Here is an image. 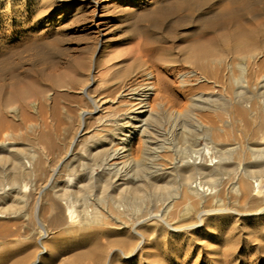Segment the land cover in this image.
I'll return each instance as SVG.
<instances>
[{"label":"rangeland","instance_id":"rangeland-1","mask_svg":"<svg viewBox=\"0 0 264 264\" xmlns=\"http://www.w3.org/2000/svg\"><path fill=\"white\" fill-rule=\"evenodd\" d=\"M255 49L256 61L255 57L247 55ZM263 60L264 0H0V142L12 148L0 150V181H3V185L2 181L0 183V264H105L108 254L118 257L113 264H264V211L259 213L261 208L257 206L261 203L239 204L229 191L236 180L235 171L239 172L238 166L233 173L221 175H225L223 178L219 176L221 181L215 185L205 186L213 189L215 196L221 192L223 198L219 195L214 201L209 199L207 206L195 207L215 210L203 217V226L190 228L193 223L199 224L195 214L192 217L196 209L186 212L185 203H179L176 209L182 217L175 211L177 221L173 217L167 220L169 224L172 221L170 225L176 226L178 231L160 222L156 224L158 227L146 224L143 228L147 229L141 228L146 245L127 261L123 260L121 252L129 253L136 243L131 224L125 228L108 219V226L81 230L79 221L75 220L81 209L78 202L83 200L74 194L70 196L77 215L71 222L62 208L64 203L55 195L66 187L73 186L71 189L75 191L91 180L107 178L100 164L113 153L117 140L122 137L116 129L125 125L128 117L136 112L137 95L151 85L154 90L146 91L150 92L151 114L143 115V119L147 118L151 138L146 139L148 143L144 145V140L133 134L127 140L126 149H119L114 159L119 163L121 174L125 172L127 177L135 173L138 165L135 177L139 183H145L158 165L156 161L160 162L156 160L158 154L164 153H158L153 147L161 146L163 141L157 140L169 138V131L187 126L169 141L168 147L172 145L173 149L168 153L169 160L174 158V161L177 155L191 154L196 142L202 144L209 136L210 127L220 124L227 129L226 122L233 124L223 113L227 109L222 110L228 108L227 96L231 94L228 80L239 73L236 63L250 68L244 74L248 85L243 94L245 101L251 104L258 101L261 105L255 102L252 105L264 113V108L259 107H264ZM227 63L233 65L232 73L225 67ZM85 87L87 95L82 91ZM209 97L214 101L211 108H216L213 114L206 106L202 109L199 102ZM197 107L200 110H196ZM217 111L223 114L220 116ZM213 115L220 120L219 117L215 120ZM199 121H203L204 128H200L203 125ZM240 143L239 153L246 142ZM32 153L34 158L29 164ZM14 156L32 171L30 178L19 179V193L25 196L21 201L8 188ZM54 169L58 173L51 178ZM155 177L158 185L169 180L175 184V192L170 194L172 198L180 192L178 172L174 179L170 173H158ZM228 178L234 181L229 180V183ZM197 183L198 176L193 186ZM148 188L147 194L152 197V188ZM258 191V200H261L264 182ZM153 195L152 199L137 201V207L133 206L128 214H141L150 205L159 208L160 203ZM40 196L39 218L49 234L43 240H40L34 213V204ZM84 196H89L85 198L90 201L89 210L97 206L99 212L105 213V204L96 201V189ZM153 199L156 204L150 202ZM50 203L54 204V209L49 207ZM77 203L79 205H75ZM256 207L259 210L255 211ZM190 218H195L194 222ZM106 228L111 231L107 232ZM43 246L48 247L47 255L42 254ZM102 250L108 251L107 256H103Z\"/></svg>","mask_w":264,"mask_h":264},{"label":"bare ground","instance_id":"bare-ground-1","mask_svg":"<svg viewBox=\"0 0 264 264\" xmlns=\"http://www.w3.org/2000/svg\"><path fill=\"white\" fill-rule=\"evenodd\" d=\"M226 8L228 9V7H226ZM223 11H224V9H223ZM237 29H239V28H237ZM240 30H241V28H240ZM243 36H245V35H243ZM246 36H250V35H246ZM248 38H251V37H248ZM248 38H247V40H248ZM244 39L245 38L243 37V40ZM249 42H250V40H249ZM256 52H257V50L255 49L252 52L248 53L247 55L250 56V57H253V58L255 57L254 60L256 61L257 60V57H258V56H256ZM244 57L245 56H243L242 58H244ZM205 61H206V59H205ZM219 62L221 63L222 61L219 59ZM206 63L207 62H205V64ZM231 63H233V62H231ZM208 64H209V62H208ZM223 65H224V63H223ZM231 65L227 63V65L225 66L226 68H228V70L230 72L232 71L231 70L232 69ZM201 66H203V65H201ZM206 66H207V64H206ZM246 66H244V64H242L240 62L235 64V67L238 69L239 73L236 76L233 75V77H231V79L228 80L229 81L230 90L227 87H226V89H228V91H231L230 93L232 94V95L231 94H228L229 96L231 95V97L227 96L228 97V104H227L228 105L227 106L228 108H225L224 109V105H223V108H222V106H219V108L224 109L222 111H225L227 109V111H225L223 113H225V114L228 115V118L232 121L233 124L228 125L229 122L227 123L226 121H224L227 124V126H226L227 129L223 125L220 126V124L217 127H210L209 128V131H210L209 136H208V138H205L202 141V144L199 143L200 141L199 142H196V144L194 143L195 145L193 146V149H192V153L191 154H189V153H188L189 155L185 154L184 157H178L179 155H177V158L174 161H172L174 158H171L172 160H169L170 157H169L168 153L172 149L171 148L172 145L170 147L171 149L168 147V145H169V141L173 138V136L176 135V134H178L181 129H179V128L178 129H175L174 126H172L174 128V130H172V131H169L168 130L170 132V134H169V138L170 139L169 138H165V139L162 140V138H161V140H160V139H158V137L157 138L155 137L156 134L154 133L155 135L153 136V138H156V140L158 139L157 141H163V142H162V145L161 146L155 144L154 146H156V147H153V148H157L158 151H159V152L158 151L157 152L160 153V154L161 153H164V155L163 154L162 155H159L158 154V157H157L156 160H159L160 162L156 161L158 163V165L155 166V170L153 171V174H151L149 176V178H147V180L145 181V183L144 182L143 183L142 182L139 183V181L136 180L135 175H136V173L139 170L138 169V165L136 166L135 173L131 177H127V175H125V172H124V174H121V169L119 167V163L116 162V161H114L115 157L117 156V153H118L119 149H122V150L126 149L125 147L127 145V140L129 141L131 139V137H132L133 134H134V136L137 134L141 139H143L144 140V145H147V143H148V141L146 142V139L148 140V139L151 138L150 137V132L148 130V125H147V122H146L147 118H146V120L143 119V115L146 114V113H148V116H149L151 114L150 113L151 112L150 111V105H149L150 92H146V91H148L149 89L150 90H154V86L151 85L148 90H145L141 94H138L137 97H136V100L138 102L135 104L136 106H138L136 108V112H134L133 115H131V116L128 117V119L125 122V125L123 124L121 126L120 125L118 126V124H117L118 128L116 130L122 136L121 139L119 138V140H117V143H116L117 146H119V148H117V146H116V149H115V147H114L113 149H115V150L112 149L113 150V153H111L110 155H108L109 158L106 157L105 159H103V163L100 164V165H103V167L99 165L100 168L102 167V172L105 173V175L107 176V178L105 177V179H104V178L101 177L102 179L100 178V179H97V180H94V181L91 180V182H87L86 185H84V186H80V185L78 186L77 185L78 187L76 188L75 191H73V189H71V187H73V186H71L70 188L66 187V188L62 189L61 191H58L55 194L56 197L59 200L62 201L61 203H64L63 204L64 206H62V208H65V211H66L65 212L66 213L65 216H66V218H68L72 222V220H74L77 217V215H75V211H74V208H73L74 206H72V201L70 200V196H72V194H74V195H76V197H79L78 199H80V201L83 200V202L80 203V202H78L79 200L77 199L78 200L77 202L79 204H81V209L78 212L79 218L77 220H75V221H79V223L81 225V228H80L81 230L90 229L91 226H108L110 224V223H108V219H109V222H110V220H115V221L119 222V224L117 223L118 226H123L125 228L128 226V224H131L132 225L131 232L133 233V236L136 238V240H135L136 243L133 246V249L132 250L130 249L129 253H126L125 254V253H122L121 252V255L123 256V260L124 261H127V260H130V258H131L132 255H135L136 252H138V251H140V250L143 249V248L141 249V247L146 243L145 241L147 239H146L144 233L142 232V230L146 228V227L143 228L146 224H147V226H153V225H156L158 222H160V223H163L164 226L166 225L168 229H170L172 231H175V232L178 231L177 228H175L176 226L174 228H172V226L170 225L172 223V221L170 222V224H169V221H167V220H171L172 217L174 218L175 222L177 221V217L175 216V214L177 213V212L175 213V211H178L176 209L177 208L176 207L177 204L178 205H179V203L182 204V202L185 203V205H186L185 207H186V209H188V210L185 209L186 212H187V211H190L192 208L194 209L195 207L196 208L197 207H202L203 208V207L207 206L206 204L210 200L214 201V200L218 199V196L219 195L221 197V192L218 191L220 194L218 196H215V191H213V189L212 190L209 189L208 187L205 188V186L206 185H210V186L211 185H215V182L221 181V180H218V177L219 176H221L223 174H225L227 176V174H229L231 172L233 173L236 170L235 169L236 166L239 167V170L237 169L239 172L235 171L236 173H234V174H236V180L234 181L232 179L234 182L233 183L231 182L232 183L231 184V189L229 190V191H231V194H233V197L232 198L235 199V200L234 199L233 200L234 201H237L239 204H240V202L241 203H246L248 201H251V202H253V201L254 202H257L258 201L259 203L263 204L264 203V198L261 199V200H258V198H259L258 197V192H259L258 191V187L261 184V182H264V113L261 110L255 108L254 105L257 104L258 101L257 102L255 100L252 101L253 103L255 102V104L252 105L253 103L252 104H251V102L250 103L249 102L247 103V101H245V99L243 97L244 96L243 94L246 91V85H247V84H245L246 82H245V78H244L245 71L248 70L246 68ZM219 69H220V66H219ZM249 70H250V68H249ZM216 73H217V71H216ZM220 73H222V72H220ZM246 74H247V72H246ZM219 75H221V74H219ZM217 76H218V73H217ZM196 79H198V78H196ZM216 79H217V77H216ZM228 81H226V83H228ZM220 82H221V80H220ZM262 83H263L262 85L264 86V80L262 81ZM222 84H225V83H223V81H222ZM258 84H260V83H258ZM233 87H235L236 89H234ZM224 88H225V86H224ZM231 88H232V90H231ZM255 90H258V89H255ZM82 91H83V93L85 95H87V92H86L87 91V88L86 87L83 88ZM197 98L198 97H196V99ZM249 98L250 97L248 96V101L250 100ZM259 98H261V97H259ZM210 99H205V100H203V99L202 100H199L198 99V100H199L200 104L203 106V107H201L202 109L205 108L204 106H206L207 107L206 110L209 109L210 110L209 112H212L211 114H213V111L216 112L215 111L216 108L215 107L214 108H211V105L213 104L214 101L212 99L211 100ZM246 100H247V98H246ZM204 104H206V105H204ZM258 104H260V103H258ZM260 105H259V107L264 108V107H262ZM216 107H218V106H216ZM198 109L200 110V108L197 107L196 110H198ZM202 109H201V111H204ZM262 110L264 111V109H262ZM219 112L221 113V111H219ZM219 112H218V114H219ZM84 114H86V112ZM222 114H219V115L221 116ZM225 114H224V116H225ZM213 116H215V117H213V118H215V120L219 117V116H217V118H216V115H213ZM193 119H195V118H193ZM211 119H209L210 122H211ZM218 119L220 120V117ZM221 119H222V117H221ZM227 119L225 118V120H227ZM195 122H197V121L195 120ZM199 122H201V121H199ZM184 123L185 122H183V125H184ZM201 123H202L203 126L202 127L200 126V128H204L205 125H204L203 121ZM218 123H220V122L218 121ZM185 124L187 125V123H185ZM198 124H197V126H198ZM179 125H180V123H179ZM188 125L191 126L192 124H188ZM209 126H213V124L212 125L210 124ZM209 126H206V127H209ZM192 127H193V125H192ZM185 129H187V126L185 128H183L181 131L183 132ZM201 130H203V129H201ZM150 131L152 132V130H150ZM192 131H195V130H192ZM196 131H199V130H196ZM158 132H160V131H158ZM163 132H166V131H163ZM176 136H174V137H176ZM194 136H196V135H194ZM162 137H164V136L162 135ZM113 138H114V136H113ZM194 139H196V138H194ZM236 141H239V143L240 142H246V144L244 143L245 144V146H244L245 149L242 147L243 150L240 153H239V151L241 149L239 150V147L241 148V146L238 147V144L239 143L237 144ZM73 144L74 143H72L71 146H73ZM147 148L149 149V147H147ZM3 149L9 150L10 149V146H8L5 142H0V150L3 151ZM157 149H155V150H157ZM10 150H12V148ZM188 150H190V149H188ZM174 153H175V155L177 154V152H175V151H174ZM14 154H12V155H14ZM121 155H122V153H121ZM175 155H172V157L175 156ZM33 156H34V154L31 157H29L27 163L30 164V162L33 161V158H34ZM15 157L16 156H14V158ZM25 157L26 156L24 155V158ZM107 158H108V160H107ZM0 159L2 160L1 157H0ZM26 159H27V157L25 158V160ZM121 159H123V158H121ZM5 160L3 159V161H5ZM139 161H141V160H139ZM136 162L138 163V160ZM99 163H101V162H99ZM5 164H7V162ZM130 164H131V162H130ZM132 165H133V163H132ZM166 165L168 167H165ZM25 166L23 165V161H21V159L15 158L14 159L13 166L11 167V169L9 168L10 170H12V172L9 170V172H11L10 173L11 174V177L9 179L10 180V183L8 181V183H9V187L8 188L12 189V193H15L14 196L16 197V199H18L20 201L25 196L21 194L23 196L22 197L20 195V193H19V190H18V189H20L19 188V179L25 178V177L30 178L32 176V171L30 169V166H28V168L25 167ZM131 166H129V168ZM97 167H98V164H97ZM94 168H96V167H94ZM166 170H169V171L167 172ZM131 171H133V169ZM177 172L179 174V179H180V182H181V190H180V192L178 191V193H176L174 195L175 196L174 198H172L173 196H170V194L172 192L173 193L175 192V191H173V188H174V185L175 184L172 181L169 180L170 182L168 181V183H164L162 185H158V182H157L158 179L156 180V177L155 176L158 173H162V175L163 174L165 175L167 173H170V175H172V178H173L174 177V174H177ZM57 173H58V170L57 169H54L53 172H52L51 178L53 176H55ZM126 173H128V171ZM105 175H103V176H105ZM196 176H198V183L193 186V183H194V180H195ZM228 176H230V175H228ZM88 177H90V175ZM140 177L141 176H139V178ZM96 178H98V177H95V179ZM91 179H92V177H91ZM229 180H231V178H228V181ZM252 180H254V182H252ZM1 181H0V183H1ZM88 181H89V179H88ZM177 183H176V185H177ZM229 183H230V181H229ZM253 183H256V185L254 186ZM227 184L228 183H226V185ZM2 185H3V181H2ZM26 186L27 185H24L23 187L25 189H27ZM148 187H151L152 188V190H151L152 197H154V195H153V193H154L156 195L155 196V201L158 202V203H160L159 204L160 207L157 208V205H155V206H152V205L148 206V204H147L146 206H148V207L145 209V211L143 210L144 211L143 213H141V214L140 213L139 214L138 213H135L134 215H129L128 213H130L131 208H133V206L135 207L137 205V201H142L143 202V201H145L149 197L150 194L149 195L147 194V192L149 191V190H147V189H149ZM226 187H228V186H226ZM226 187L225 188L223 187V189H226L227 190ZM46 188H47V186H46ZM53 188H56V187L53 186ZM210 188H212V187H210ZM93 189H96L98 191V198L95 197L96 199H98L96 201H99V202L105 204V206H106V211L104 210L105 213L99 212L98 209H96V207H97L96 204H95L96 207H93V209H92V207H90L91 205L89 206L91 208V210L88 209L87 206H88V203L90 201L87 202L85 198H87L89 196H86L85 197L84 195L86 194V192H91V190H93ZM211 191H213V192H211ZM229 191L227 192L228 194L230 193ZM54 193H55V189H54ZM96 194H97V192H96ZM222 196H225V194L224 195L222 194ZM81 197L83 199H81ZM152 197L150 196L149 198L152 199ZM220 197H219V200H220ZM95 198H93V199H95ZM222 198L223 197H221V199ZM16 199H15V201H16ZM72 199H74L76 201V199L74 197H72ZM168 199H170V200H168ZM20 201H18V202H20ZM75 201H73V202H75ZM155 201L153 199V201L151 200L150 202H153L154 204H156ZM216 202H215V204H216ZM78 203L75 204V205H79ZM147 203H149V202H147ZM261 204L257 205L261 209L259 210L256 207L255 208V211L257 209L259 210V213H261L260 211H264V205L262 206ZM41 205H42V201H41V196H40V197H38L37 201L34 204V213H35V217H36V220H37V227H38L39 233H40V240H43V239H47L49 237V234H48V232L46 231V229L44 227L45 225L42 223V221L39 218V211L41 209ZM50 205L51 206H49V207H51V208L54 209V206H53L54 204L53 203L52 204L50 203ZM138 205H139V203H138ZM78 207L79 206H77V208ZM56 208L61 209L60 206H58V207L56 206ZM195 209H194V211H195ZM200 209H196V211L194 213L192 212L193 215L190 213V215H192V217H194V214H195V218L199 221V224L198 225H197V223H195V224L193 223L192 225L189 226L190 228L203 226L202 225V223H203L202 222L203 217L208 216L210 213H212L213 211H215V210L204 211L202 209H201L202 210L201 211ZM76 211H78V209ZM183 212H184L183 214H185V211H183ZM180 213L181 212H179V216H180ZM188 214H189V212H188ZM253 215H255V214H253ZM59 217H61V215ZM180 217H182V216H180ZM183 217H185V215ZM190 219H192V218H190ZM194 219H192L193 221L192 220H190V221L194 222ZM59 221L62 222L60 220V218H59L58 222ZM75 223H77V222H75ZM188 224H191V223L188 222ZM185 225H186V223H185ZM181 226H183V225H181ZM113 227H114V225H113ZM156 227H158V226L156 225ZM162 227H160V228H162ZM110 228H111V225H110ZM114 228H118V227L116 226ZM141 228H143V229L141 230ZM178 228L182 229L183 227L182 228L181 227H178ZM187 228H188V225H187ZM103 229H105V228H103ZM101 230H102V228L100 229V231ZM90 231H89V233H90ZM110 231H111V229H110ZM110 231L107 229V232H110ZM76 232H78V231H76ZM104 232H105V230H104ZM127 232H128V230H127ZM151 232L152 231L150 230V233ZM78 234H79V232H78ZM150 236H151V234H150ZM130 240H131V238H130ZM45 246H47V245H45ZM45 246H43V252H42L43 255H47L48 254V251H49L48 250V247L46 248ZM124 248H126V247H124ZM122 251H123V249H122ZM103 252H105V251H103ZM103 252H101V253H103ZM107 252H105L103 254V256H107L106 255ZM98 255H102V254L99 253ZM116 257L113 256V254H108V256L106 258V261H105V264H113V260H115ZM104 259H105V257H104ZM95 262L97 263V260Z\"/></svg>","mask_w":264,"mask_h":264}]
</instances>
